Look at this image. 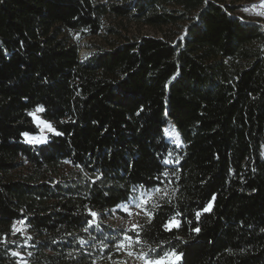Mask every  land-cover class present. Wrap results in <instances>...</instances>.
<instances>
[{
    "label": "trees",
    "instance_id": "trees-1",
    "mask_svg": "<svg viewBox=\"0 0 264 264\" xmlns=\"http://www.w3.org/2000/svg\"><path fill=\"white\" fill-rule=\"evenodd\" d=\"M240 1L0 0V264L117 260L125 230L102 214L140 185L168 195L130 249L264 264V27ZM105 32L108 45L91 43ZM37 105L56 131L30 143ZM173 122L182 148L163 133ZM165 169L171 183L159 184ZM19 220L28 234H13Z\"/></svg>",
    "mask_w": 264,
    "mask_h": 264
},
{
    "label": "snow or ice",
    "instance_id": "snow-or-ice-1",
    "mask_svg": "<svg viewBox=\"0 0 264 264\" xmlns=\"http://www.w3.org/2000/svg\"><path fill=\"white\" fill-rule=\"evenodd\" d=\"M260 3L262 6H264V0H260ZM255 7V6H253ZM245 11H247V8L245 9ZM45 109L42 105H37L36 109L33 112H29L28 115L32 116L33 120L38 124V125H42L44 128H46L48 131H55V129H53L52 125L50 122L44 121L42 120L37 113H41L44 112ZM165 115H167V113H165ZM163 133L165 136L168 137H172V136H176L177 137V146H179L178 143V136L179 134L175 131V128L173 127V129L171 131H169L167 128L163 129ZM57 135H62V133H56ZM23 136H25L28 139V142L30 143H40L44 141V137L40 136V137H33L30 136V134L28 132L22 133ZM172 154L169 153V157ZM179 161H175V163H178ZM66 163H70L68 161H66ZM161 165H166V164H171L174 163L173 160L169 159L168 157H165L164 159H162L160 161ZM77 167H80L79 165H77ZM87 176V173L85 174ZM103 173H100L99 175H97L95 177V179L92 181V183H95L96 181H99L102 177ZM172 176L176 175L175 171L171 172ZM170 176V173L168 172L167 169H165L163 172L160 173V175H158L157 177H155V179L157 181H159V184H164L165 180H168L169 183H171V181L168 179ZM140 189H144V191H140L137 193V189L134 188L133 189V193H137L135 195H131L128 198V202L124 203L122 205L117 206L118 208H120L121 210L125 211L128 213V215H132L133 213L130 211V207H135V208H139L142 209L143 212L148 216L149 218V222H151V219L154 215L153 212H150L148 210V203L149 201H152L154 198V194L155 193H160L163 192V196L166 197L168 195L167 191L163 190L159 185H157L154 188H147L145 189L144 185H140L139 186ZM163 198V197H162ZM170 202V201H169ZM152 207L158 208L160 207L159 204L153 202L152 203ZM211 203L205 207L202 210H199L195 213V216L197 218V220L199 219V217L202 215L203 212H208L211 211ZM88 215H90L92 217V219L88 220V225L89 227L92 226H97L99 227L98 223H97V217H98V213L91 211V209H88ZM181 215L179 212H177L173 217H171L164 225L163 227L165 228V230L167 231H171L173 228H178L179 227V220L177 219V217ZM20 224H25V220H21L19 222ZM13 229L14 232L13 234H15L16 231H21V229H17L15 227V225H13ZM140 226L137 224H134L132 226L131 229H127L124 232V235L122 237V239H120L115 247L117 249V251H120L121 249H125V248H131L132 245L135 244H140L141 243V239H140ZM84 231H88V228H85ZM134 232L135 236H131L128 235V232ZM193 231L195 232H199L200 229L199 228H195L193 229ZM6 239V237H5ZM30 239V237H29ZM127 242V243H125ZM81 243H84V241H81ZM104 247H108L107 244L104 245ZM152 252H155V249H151ZM12 255L17 256V257H21V253L19 252H13ZM29 256H31V253H28ZM128 255L129 256H133L136 255V253L132 252V251H128ZM183 253H178L175 249H171L170 251H165L163 252L162 255H157L155 258H148V253L146 252H140L139 253V258L145 261V264H179V262L183 259ZM22 258V257H21ZM111 258V257H109Z\"/></svg>",
    "mask_w": 264,
    "mask_h": 264
},
{
    "label": "rangeland",
    "instance_id": "rangeland-1",
    "mask_svg": "<svg viewBox=\"0 0 264 264\" xmlns=\"http://www.w3.org/2000/svg\"><path fill=\"white\" fill-rule=\"evenodd\" d=\"M240 6L241 7L238 9V12H239V14H241V16H243V18L245 20H250V19L251 20H259L260 23L262 24V26L264 27V6L261 5L260 0H242V1H240ZM253 6H255V7H253ZM246 8H247V11H245ZM143 31H144V33L149 34V35H159L160 34L159 31H156L155 29H153L151 27H145V28H143ZM104 35H105V37L94 38L93 40H91V43H99V44H103V45H108L109 40L112 38V35H110V33H108V32H105ZM90 52H91V49L87 46H84L81 50V55L86 56ZM35 109L31 110V112H33ZM37 115L42 120L46 121L43 117L42 112L37 113ZM47 122H49V121H47ZM169 123L166 125V128L169 131H171L173 127L170 128V126H168ZM51 125H52L53 129H55L53 123H51ZM38 127H39V133L35 134V135H30V136H33V137L43 136L44 141H45L47 139V137L49 136V134L53 132V131H48L42 125H38ZM175 131H176V129H175ZM166 138L175 147H177V148L184 147V144H183L182 140L180 139V137H178L179 146H177L176 136H172V137L166 136ZM26 140L28 141L27 138H26ZM174 161H176L175 158H174ZM25 164H26L25 166L20 167L13 172L14 176H21L22 174L27 172L29 163L25 162ZM69 168H71V165L69 163H66L64 165V169H69ZM161 188L168 192V189L166 186L161 187ZM162 197H164L163 192L154 194L153 200L149 201V203L147 205L148 210L150 212H153V210H154V208L152 207V203L155 202L158 204L163 199ZM127 202L120 203L119 205H122V204L127 203ZM119 205H117V206H119ZM117 206L104 211V213L102 215H103V222L105 224L112 226V227H115V228H118V229L127 230V229L132 228V226L134 224L141 226L142 224H144L145 222H147L149 220L148 216L143 212L142 209L130 207V211L133 213L130 216V215H128L127 212L121 210ZM20 221L21 220L15 222V224H14L15 227L17 229H21V231L24 234H28L29 233L28 225L26 223L22 225L19 223ZM128 251H132V252L136 253V255L129 256ZM140 252H145V248H143L139 245H136L134 248L129 249L125 253H123L117 260L112 261V262H108V263H102V264H145V261L139 258Z\"/></svg>",
    "mask_w": 264,
    "mask_h": 264
},
{
    "label": "water",
    "instance_id": "water-1",
    "mask_svg": "<svg viewBox=\"0 0 264 264\" xmlns=\"http://www.w3.org/2000/svg\"><path fill=\"white\" fill-rule=\"evenodd\" d=\"M173 126H174V128L176 129L174 122H173ZM176 132H177V130H176ZM177 133H178V132H177ZM178 134H179V133H178ZM178 137H180V134H179ZM176 139H177V137H176ZM180 139H181V137H180Z\"/></svg>",
    "mask_w": 264,
    "mask_h": 264
},
{
    "label": "bare ground",
    "instance_id": "bare-ground-1",
    "mask_svg": "<svg viewBox=\"0 0 264 264\" xmlns=\"http://www.w3.org/2000/svg\"><path fill=\"white\" fill-rule=\"evenodd\" d=\"M170 128H172V124H171ZM172 129H173V128H172Z\"/></svg>",
    "mask_w": 264,
    "mask_h": 264
}]
</instances>
